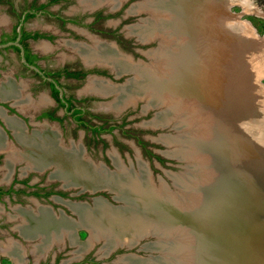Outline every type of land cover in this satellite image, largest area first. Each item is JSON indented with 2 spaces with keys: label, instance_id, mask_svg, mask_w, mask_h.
<instances>
[{
  "label": "rangeland",
  "instance_id": "1",
  "mask_svg": "<svg viewBox=\"0 0 264 264\" xmlns=\"http://www.w3.org/2000/svg\"><path fill=\"white\" fill-rule=\"evenodd\" d=\"M47 1L39 0L37 2L47 3ZM85 1L89 0H67L57 4H48L49 13L52 16L57 14L63 18L80 19L84 17L85 20H90L96 12H101L104 16H113L108 17L105 21L90 28L69 24L63 26L60 21L49 17L29 19L25 25L27 29L38 30L46 34H51L53 37L52 49L54 51L49 54L50 58H48V62L44 63L45 66L48 67L51 65L53 68L68 67L77 72L92 70L94 73H105V77L102 76V78L97 76L98 74H90L79 81L63 79L62 83L70 97L87 99L83 102L82 106L88 113L110 120L107 125H117L121 129L114 130V134H103L102 137H96L90 132L81 133L80 129H77L68 122V119L63 121L62 126L56 123H49L48 126L58 129L61 135L59 139L63 142L64 146L69 147L71 144L81 146L85 154L83 155L87 157H84L85 159L89 160V162L91 160V164L93 165L105 167L109 172L116 170L113 160L111 162L112 158L110 159L109 157V153L112 151L116 152L117 156L128 168L133 167L136 169L137 160L138 162L140 160L146 164L149 171L148 174L151 175L155 184H164L165 187L170 186L174 188V175H178L179 177L186 176L187 174L184 171L188 168L193 174L192 176H194L196 181L194 186L196 185V188L192 191L179 185L178 188H183L184 190L182 191L186 192V194H193L192 201L194 200V196L199 198H197L198 202L193 204L195 206L188 209V212L194 210L201 204V189L206 184L209 185L208 183H211L215 175L219 173L218 181L215 184L216 188L211 195L213 197H210L214 199L213 202H209L210 198L205 197L199 212V215H202L200 219L203 218L204 220L205 218L206 225L214 233L212 254L210 253V249H207L208 251L206 250V246L203 243L204 240L200 236L204 230L203 225L198 230L201 233L199 232L195 235L190 228L184 227L185 233H183L185 236L182 233L183 235L181 237H184L185 240L181 238L179 243L176 242V245H181L185 252L180 251L182 253H179L176 251L174 253V256H176L175 261L171 260L170 262L172 264H264V194H262V190H264V39H262L264 38V0H253V12L246 10L239 3V0H195L188 9L189 0H172L171 2L173 5L171 20H175L176 28L182 37L183 44L181 43V45L186 47V53L184 54L180 68L184 66L191 69L192 66H196V68L200 69L201 79L199 86L196 88L201 90L200 96L206 102L205 105H199L194 98H191V100L187 99L186 101L188 103L184 109L182 108V111H184L183 115L187 121L186 123L191 125L188 126L190 128L193 127L194 132L197 131L191 134L193 139H195V134L200 133L199 125H202L201 131L203 128H206L207 130L210 129V132L217 125L222 136V143L226 149L225 152L227 151L225 153L226 155L223 153V161L221 158L223 165L219 164L221 168L224 164H228L227 168L219 171H217L218 169L215 167V164H211V158H209L208 153H197L196 151L193 153V144L186 146V148H192V150L185 151L190 156V158H185L188 159L186 162L181 158L179 159L178 156L171 155L174 146L168 145L167 142L163 141L162 137L174 140L181 138V136L177 135L176 130L172 129V127L160 128L152 126L151 122L156 119L160 111L146 108L143 100L137 101L135 105H130L126 108L116 109L117 112L115 110L102 111L100 109L101 107L103 109L110 107L109 104L113 100L112 97L109 95L104 96L85 92L90 79H102L112 85L123 86L128 83V80L133 78V74L124 73L118 76L110 70V67L109 69L101 65H87L86 63L87 66H85L83 60L75 53L71 45L89 46L92 45L93 40H96L105 45H113L119 54L125 58L129 57L133 63L147 65L151 62V56L149 55L153 51L162 50L159 48H163L167 44L165 43L167 39H163L159 34L155 35L151 39L152 41H141L136 35L132 34L131 27L145 25L149 22L159 20V18H164L161 12H156V9L155 12L151 11L153 8L143 10V6L146 7L144 0H128L127 2H125L126 0H121L120 7V3H118L116 8H112L110 4V6L96 7L98 9L85 8V4L83 3ZM101 1L98 2L100 3ZM105 1L111 3L113 0ZM13 2L16 9L20 10L26 7L31 0H13ZM138 3L140 4L136 8L142 7V10H132V6ZM2 5L0 7H3L4 11L9 13L10 9H7L8 7L6 5ZM193 6L196 8L194 13ZM257 9L262 11L261 15ZM195 18L196 20H194ZM223 19L225 21L227 19L229 22L233 21L240 25L244 24L243 26H246V29H244L249 30L247 31L248 34L245 35L243 32L244 35L242 33L239 35L234 31L232 32L226 29L224 27L225 25L221 22H224ZM12 22H10L11 25ZM196 23L197 25L199 23L197 34L193 30L195 29ZM8 26L7 23L0 26V32L8 28ZM168 32L166 33L172 35L171 38H173L170 43L174 45L176 41L174 38L176 39L179 36H176L171 30ZM113 33L116 37L111 38L107 35ZM162 39L164 42H161ZM65 44L70 46V48ZM45 50H47V47ZM191 56H198L197 58L199 59L196 60V63L194 61L190 63L189 58ZM205 56L207 57L205 58ZM192 59L196 58L193 57ZM12 60L18 65L14 56ZM9 67H13V62L10 63ZM10 76L11 73L9 74ZM22 79L19 83L22 84V88H25L21 94L23 93V98H27V101L24 102L27 107L25 106V109L21 110L20 106L13 105L12 102H10V105L31 119L30 117L35 113H39L43 108L49 106L38 105L42 95L45 94L42 88H36L34 91L28 89L32 88L34 81L37 79L33 80L28 75L22 77ZM195 104L197 105L195 106ZM196 118L198 119L197 122L194 121L197 120ZM43 124L44 122L39 124L40 127ZM38 127V123L33 125V128ZM123 131L130 132L128 133V137L122 134ZM187 132H184L183 135H190ZM131 136L140 140L143 146H139ZM196 139L198 140L199 138ZM18 143L20 144L19 141ZM14 146L16 149H19L18 145L15 144ZM22 149L20 148V150ZM152 156L158 157L160 161ZM185 164H189L190 167L184 168L186 166ZM25 167L26 165L24 163L18 165L17 171L19 170V178L32 180L38 178L48 179V173H43L41 176H38L33 171H25ZM0 168V184H2V180L5 179V172L3 171V167ZM22 169L24 173H22ZM223 176L225 177L224 180L222 179ZM246 178L249 181L245 186H241L243 179L245 180ZM190 179L192 178L190 177ZM189 182L192 184L194 180H190ZM258 187L260 189H257ZM79 189L78 187H74L73 194L80 196L83 192L85 198L79 200L77 197H74V199L76 198L74 200L76 204L81 203V205H87L89 208H92V206L95 207L96 205V200L94 203L93 200L100 197L103 198L100 200L109 204L114 209H119L123 205L121 201L116 199L115 193L108 189H100L97 192L96 190L94 192L87 190L89 193ZM189 195L187 196L189 197L187 200L191 198V195ZM114 198L117 202L114 201ZM28 201L32 202V198L29 197ZM28 201L8 202L7 206L9 208L6 211L2 209L4 205H1L0 222H4V224L0 227V264H16L13 258V262L7 259V256H5L6 252L3 249L9 242L13 243L10 240L12 238L10 228L15 232L16 227L22 224L20 219L22 218V214L16 212L14 206L18 205L23 208L31 207L33 210L37 208L38 205L36 207L32 206ZM187 204L188 202H186ZM69 207L71 208V204H69ZM73 218L75 221H78L77 217L75 218L74 216ZM89 235L84 228H76L75 239L80 241V245L90 239ZM36 239L38 240L36 241L37 244L40 238L37 237ZM63 241L64 247L66 245L65 237ZM183 241H185L184 244H182ZM156 242H158L157 237L152 236L144 238L134 248L114 250L108 256L106 255L108 262L119 259V263L124 264V262L120 261L121 258L131 256L140 260L151 259L152 253L145 249L144 245ZM22 243L31 251L33 248L32 245L35 242H27L24 239ZM19 244L22 249H26L21 243ZM56 244L59 250L60 243ZM176 245L172 243L171 248L176 249ZM78 246L77 244L65 246L64 249H61L62 254L59 258L62 260L73 258L75 260L77 258L76 256L79 255ZM103 246V242H97L89 251H83L82 253L83 255L85 253V259L99 260V256L102 257L104 255L102 253ZM204 252L207 254L205 255ZM210 254L211 258H209ZM156 255L159 257V254ZM196 256L198 262H196ZM205 256H207L206 260ZM185 258L186 260H184ZM176 260L178 263H176Z\"/></svg>",
  "mask_w": 264,
  "mask_h": 264
},
{
  "label": "bare ground",
  "instance_id": "2",
  "mask_svg": "<svg viewBox=\"0 0 264 264\" xmlns=\"http://www.w3.org/2000/svg\"><path fill=\"white\" fill-rule=\"evenodd\" d=\"M98 1L101 0H89L83 3L87 9H94L98 6H110V4L112 8H116V5L120 3L121 0H113L111 3L105 0H102L100 3ZM194 1L195 0H189L187 9L190 8ZM144 2L146 3V7L143 6V10L146 8H153L151 11L155 12L156 9V12L162 13L164 20L162 18L156 21L152 20L153 22H149L145 25H135L131 27L130 30L132 34L136 35L141 41H152L151 39L159 34L163 39H167L168 42L165 41V43H167L165 44L166 46L159 48L162 50L153 51L149 55L151 56L150 64L140 65L133 63L129 57L125 58L119 54L118 50L116 51V47L114 48L113 45H105L96 40H93L92 45L89 46L78 44L71 45L75 53L79 55L87 65L110 67L118 76L124 73L133 74V78L128 80V83L123 86L112 85L100 79H91L86 88V92H94L99 95H109L113 97L114 100L109 104L110 107L105 108L106 110H115V112H117L116 109H123L124 107L135 105L137 101L143 100L146 104V108L160 111L156 119L151 122L152 126L160 128L172 127V129L176 130L177 135L181 136V138H176L174 140L162 137L163 141L167 142L168 145L174 146L171 155L178 156L179 159L181 158L186 162L188 159L185 158H190V156L188 153L186 154L185 151L192 150V148L189 149V147L186 148V146L193 144V153H195L194 151L197 153H208L210 156L209 158H211V164H215V167L218 169L217 171L227 168V163L226 165L224 164L222 168L220 167L223 165L221 158L223 161V155L227 153V151L225 152L226 149L222 143V136L220 135L217 125L213 127L214 129H212V132H210V129L207 130L206 128H203L201 131L202 125H199L200 133L195 134V139H193L191 134L197 131L194 132V128L189 127L191 125L186 123L187 121L183 115L184 111L182 110L188 103V101H186L187 99L191 100V98H194L199 105H205L206 102H204V98L200 96L201 90L196 88L199 86L201 79L200 69L196 68V66H192L191 69L184 66L180 68V64L186 53V47L181 45L182 37L180 36L181 33L178 32L176 28L175 20H171V13L173 12L172 0H144ZM239 3L246 10L253 12V0H239ZM139 4L140 3L133 5L132 10H142V7L136 8ZM192 9L194 13L196 8L193 6ZM258 12L260 15L262 14L261 10H258ZM194 20H196V18ZM221 22L225 25L224 27L226 29L232 32L234 31L239 35L241 33L243 35L244 33L245 35L248 34L247 31L249 30H245L246 26L244 27V24L240 25L233 21L229 22L227 19ZM198 27L199 23L198 25L196 23L195 29H193L196 34L198 32ZM169 30L174 32L176 36H179L176 39L174 38V40H176L175 46L170 43V41L173 40V38H171L172 35L166 33ZM161 33H163L164 36ZM163 39L161 42H164ZM42 48L44 50L46 49L44 46H42ZM193 57L196 59H192ZM193 57L191 56L189 58L190 63L193 61L196 63V60L199 59L197 58L198 56ZM206 57L207 56H205V58ZM0 97L6 99L17 98L18 94L13 90L11 85H8L0 91ZM17 104L22 108L26 106L24 102H17ZM42 104H45L44 100L41 101L40 105ZM196 105L197 104H195V106ZM120 111L122 112V110ZM194 121L197 122L198 119ZM7 122L14 128L16 138L20 142V145L23 146V149H15L0 135V151L7 153L4 166V170L6 171L5 178L8 172L10 173L17 163H24L26 165L24 168L25 171L36 170L42 172L45 169L52 168V178L61 179L65 186L79 187L83 190H91L93 192L95 190L97 192L100 189H108L114 192L116 199L123 203L119 209L112 208L109 204L100 199L96 200V205L95 207L92 206V208H89L87 205L71 204V209H73L79 217L78 221H69L64 218L53 217L46 208L40 205L34 213L21 212L22 218L20 219L22 224L17 228L19 233L27 240L37 237L42 239L38 244L42 246H34L31 250L35 259L40 258V256L47 252L52 244L60 243L62 240L61 237L63 236H68L72 244L79 245V252L81 253L83 251H89L97 242H103L104 246L102 253L105 257L119 247H133L140 244L144 238L154 236L157 237L158 242L144 245V248L152 253L151 259L140 260L131 256L121 258L120 261L124 262V264H172L170 261H175L176 259L174 253L176 251L182 253L180 251H183V247L181 245H176V242L179 243L181 238L184 239V237H181L185 233L184 227L190 228L194 235L200 232L198 230L201 229L200 226H202L203 218L200 219L202 215H199V212L205 197H213L211 195L216 188L215 184L218 181L219 173L215 175L211 183H208L209 185L206 184V186L201 189V204L194 210L188 212V209L195 206L193 204H196L199 199L194 196V200L192 201L193 194H190L191 198L188 199V201L187 198L189 197L187 196L189 194L182 191L185 187V189H190V191L196 188V185L194 186L196 181L188 168L184 171V173L187 174L186 176L183 175V177H179L178 175H174V188L170 186L165 187L164 184L157 185L153 181L151 175L148 174L147 165L140 160L138 162V169L133 167L128 168L120 160L116 152L112 151L109 154L116 170L109 172L105 167L93 165L91 164V160L89 162V160L85 159L84 157L86 156H84L85 154L81 146L79 147L73 144L70 146L68 145L69 147L64 146L63 142L60 141L57 134L53 131L51 132L48 130L43 133L28 135L23 133L21 126L13 119H8ZM186 131H188L187 133H190V135H183ZM208 137L211 139L207 140ZM196 138L199 139L197 140ZM186 167H190V165L188 164L184 168ZM190 177L192 179H190ZM224 178L223 176L222 179L224 180ZM190 180H194V182L191 184L189 182ZM248 181L249 179L247 178L245 180L243 179L241 186H245ZM178 185L183 188H178ZM260 187L257 189H260ZM262 194H264V190H262ZM213 200L214 199L210 198L209 202H213ZM114 201L117 202L115 198ZM186 202H188L187 205ZM78 227H86L90 233V239L81 245L78 244L75 239V231ZM211 235L214 237L213 232ZM183 236H185V234ZM200 236L202 235L200 234ZM184 242L185 241H183L182 244H184ZM172 243H175L176 249L171 248ZM38 249L43 250V252L39 253ZM23 250L25 249L14 244V242H9L3 249L4 252L10 253L13 256L16 264H22L23 262L21 260H25V253ZM165 251L168 253L166 254ZM170 252H172V255ZM210 253L212 254V251ZM156 254H159V257ZM211 254L209 258H211ZM104 255H102V257ZM184 260H186V258ZM196 262H198L197 256ZM176 263H178V261Z\"/></svg>",
  "mask_w": 264,
  "mask_h": 264
},
{
  "label": "flooded vegetation",
  "instance_id": "3",
  "mask_svg": "<svg viewBox=\"0 0 264 264\" xmlns=\"http://www.w3.org/2000/svg\"><path fill=\"white\" fill-rule=\"evenodd\" d=\"M37 1L39 0H31V2L26 7L17 10L16 7L14 6L13 0H0L2 4L8 7L7 9H10L9 14L12 17V20H14V22H12V25L11 24L9 26L7 25L8 28L3 29V31L0 32V45L8 44V43H18L21 46V48H18L16 46H8L6 48L0 49V56H1L0 80L2 83L1 86L2 90L5 86L11 85L13 90H15L18 94L17 98L14 97V98L6 99L0 97V107H3L6 110V115H7V118H5L6 123L3 122L0 118V126L2 127V134L3 137L5 138V141L8 142L14 148H15L14 145L16 144L19 146V149L20 148L22 149V146L17 141L14 128L11 127L7 122L8 119H13L14 121H16V123H18L21 126L23 133L28 135H32L34 133H43L44 131L50 130L51 132L52 131L55 132V134H57V136L59 137L61 135L59 134L58 129L55 127L51 128L50 126H48V124L56 123L57 125L59 124V126H62L63 121L65 119H68V122L71 123L72 126L76 127L77 129H80L81 133L84 134V132L86 133L90 132L91 134H94L96 137L97 136L102 137L103 134H112L114 130L121 129V127L117 125H107L110 122V120H106L102 117L94 116L88 113V111L82 106L83 102L86 101L87 99H81L82 97L81 98L70 97L67 94L64 84L62 83L63 79L79 81L81 79L86 78L90 74L92 75L98 74L97 76H100V78H102V76L105 77L104 76L105 73H100V72L94 73V71L92 70L77 72L76 70L70 69L68 67L53 68L51 65H49L48 67L45 66L44 63L48 62V58H50L49 54L52 51H54L52 49L53 37L51 36V34H46L38 30L27 29L25 25L29 19H34L37 17H42V18L49 17V18H55V20L60 21V23L63 26L69 24V25L90 28L102 21H105L108 17L113 15L104 16L101 12H96L92 15L90 20H85L84 17L80 19L63 18L58 16L57 14L52 16L49 13L48 4L50 5L52 3L57 4L59 2H63L67 0H48L47 3L44 2L38 3ZM18 29H20V32H18ZM107 35H109L111 38L116 37L114 33ZM117 42L119 43L118 40ZM65 45L68 46L67 44ZM42 46L47 47V50L44 51ZM68 47L70 48V46ZM21 53H23V55H21ZM13 56L16 58L18 65L15 64L14 61L12 60ZM22 59H24V61H22ZM11 62H13V67L10 68L9 65ZM83 63L85 66H87L84 61ZM31 67L37 69L38 72L32 69ZM10 73L11 76L9 77ZM26 75L33 78V80L37 79L36 81H34L32 88H28L29 90L34 91L36 88H42L45 91V94L42 95L40 101L38 102V105H40L41 101L44 100L45 104L42 105L49 106L47 108H43L39 113H35L32 117H30L31 119L27 118L22 112L17 111L16 109L12 108V106L10 105L11 104L10 102H12L13 105L20 106L19 104H17V102L27 101V98L22 97L23 93L21 94V92H23L25 88H22V84L19 83L20 80H23L22 77ZM60 91L62 92L61 96H60ZM89 93H94V92H89ZM112 99L114 100L113 97ZM24 109L25 108L21 107V110ZM100 109L102 111H106V109H103L102 107ZM86 117H88V119H86ZM41 122L42 123L44 122V124L41 125L40 127L39 124H42ZM37 123L39 129L33 128V125H36ZM128 133L130 132H125V131L122 132V134L126 137H128ZM131 138H134L139 146H143L142 142H140V140H138L136 137L131 136ZM152 157L160 161L158 157L155 156ZM6 159H7V153L0 151V167H3V169L5 166ZM137 163H136V168H137ZM18 165H20V163L14 165L10 173L8 172L7 177L2 180V184H0V205H4L3 207L5 211L9 208L7 206L8 202L12 203V202H23L24 200L28 201V198L31 197L32 202L29 201L28 202L32 206L36 207L37 205L38 206L40 205L41 207L46 208L47 211L53 217L64 218L69 221H75V219L73 218L74 216L75 218L76 217L79 218L78 215L73 211V209L69 207V204H76L74 203V200H76V198L74 199V197H77L79 200L85 198V196H83V192L81 193L80 196L79 195L76 196V194L75 195L73 194L74 187L65 186L61 179L51 178V174L53 172L52 168H50L51 171L50 169H45L42 172L36 170H29V172L33 171L34 174L38 176H41L43 173H48V179L46 180L41 178L35 180L19 178L18 177L19 170L17 171ZM22 173H24V171ZM81 191L89 193L88 191L91 190L87 191L81 189ZM98 199H103V198L97 197L93 200V203L95 200ZM108 201L110 202V200ZM14 207L16 209L15 211L18 213L19 212L34 213L35 211H37V208L33 210L31 207H27V206H26L27 208H23L18 205ZM8 214H10V212H8ZM3 224L4 222L3 223L0 222V227ZM18 226L16 227L15 232H13V230L10 228V231L12 233L11 236L12 238H10V240L19 246H20L19 243H21L26 248L27 246H25V244L22 243V241L24 242L25 238L17 230ZM82 228L87 230L85 227ZM87 232L89 233L88 230ZM64 237L66 241L65 246L66 247L67 245L70 246L72 244L71 240L68 238V236H63L61 237L62 240L59 244L60 251L57 249L58 246L57 244H52L49 247L50 249L48 248L47 252H45L38 259L34 258L30 249L28 250L27 247L26 248L27 250L26 249L23 250L25 251L24 252L25 260L24 261L21 260L23 262L22 264H73V263L121 264L119 263V259H117L116 261L108 262L107 256L106 257L99 256V260L85 259V253L83 255V253L81 254V252H79L80 254L76 256L77 258L75 260L73 258L62 260L59 257L62 254L61 249H64L65 247V246L63 247ZM41 240L42 239H40L39 243L41 242ZM25 241L35 242L34 243L35 245L33 244L32 247L37 246L39 244V243L36 244V241H38L36 238L30 240L25 239ZM76 241L78 242V244H80V241L78 239ZM134 247L136 246L119 247L116 250L118 249L128 250L127 248H134ZM38 250L39 253L43 252V250L40 249ZM5 256H7V259H10L11 262H13L12 260L13 256L10 253L6 252Z\"/></svg>",
  "mask_w": 264,
  "mask_h": 264
},
{
  "label": "water",
  "instance_id": "4",
  "mask_svg": "<svg viewBox=\"0 0 264 264\" xmlns=\"http://www.w3.org/2000/svg\"><path fill=\"white\" fill-rule=\"evenodd\" d=\"M128 0H126L125 2H127ZM122 3V2H121ZM121 3L119 4V7H120V5H121ZM118 8V7H117ZM98 9V8H97ZM18 32H20V29H18ZM8 46H16V47H18V48H21V46L18 44V43H8V44H3V45H0V49H2V48H6V47H8ZM21 55H23V53H21ZM22 61H24V59H22ZM32 69H34L35 71H37V69H35L34 67H31ZM38 72V71H37ZM62 95V92L60 91V96ZM204 222H202V227H203V231H202V238H203V243H204V245L206 246V250L208 249H210V251L211 250H213V237H212V230L211 229H209L208 228V226L206 225V221H205V218H204V220H203ZM201 233V232H200ZM210 247V248H209ZM207 250V251H208ZM206 251V252H207ZM207 253H205V255H206ZM207 259V256H205V260Z\"/></svg>",
  "mask_w": 264,
  "mask_h": 264
},
{
  "label": "crops",
  "instance_id": "5",
  "mask_svg": "<svg viewBox=\"0 0 264 264\" xmlns=\"http://www.w3.org/2000/svg\"><path fill=\"white\" fill-rule=\"evenodd\" d=\"M1 3V2H0ZM2 5V3L0 4V6ZM3 6V5H2ZM10 22H12V17L11 15L7 12L4 11V8L3 7H0V26L2 25H5L7 23V25L10 24ZM2 83H1V80H0V91L2 90ZM0 118L3 122H5V118H7V115H6V110L3 108V107H0ZM6 123V122H5ZM0 135L1 137H3V134H2V127L0 126ZM4 138V137H3ZM5 139V138H4ZM3 171L5 172V170L3 169ZM5 174V173H4ZM1 205H0V209H1ZM4 209V207L2 208Z\"/></svg>",
  "mask_w": 264,
  "mask_h": 264
}]
</instances>
